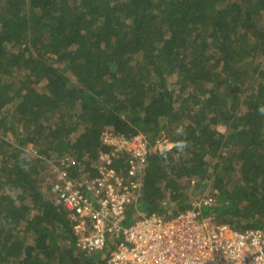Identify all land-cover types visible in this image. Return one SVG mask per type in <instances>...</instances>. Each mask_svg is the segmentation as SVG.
Wrapping results in <instances>:
<instances>
[{"label": "trees", "instance_id": "trees-1", "mask_svg": "<svg viewBox=\"0 0 264 264\" xmlns=\"http://www.w3.org/2000/svg\"><path fill=\"white\" fill-rule=\"evenodd\" d=\"M106 131L173 144L147 156L138 211L211 189L201 217L261 229L264 0H0V264H106L50 193L53 167L97 175Z\"/></svg>", "mask_w": 264, "mask_h": 264}, {"label": "built area", "instance_id": "built-area-1", "mask_svg": "<svg viewBox=\"0 0 264 264\" xmlns=\"http://www.w3.org/2000/svg\"><path fill=\"white\" fill-rule=\"evenodd\" d=\"M100 141L109 151L98 153L94 177L73 181L53 167L50 193L67 213L79 252L95 255L110 248L106 264H264V225L238 232L201 217L199 208L214 206L217 191L206 190L192 210L169 219L136 209L147 156L170 150L168 139L150 146L140 133L127 138L106 131ZM130 207L135 213L127 224Z\"/></svg>", "mask_w": 264, "mask_h": 264}, {"label": "rangeland", "instance_id": "rangeland-1", "mask_svg": "<svg viewBox=\"0 0 264 264\" xmlns=\"http://www.w3.org/2000/svg\"><path fill=\"white\" fill-rule=\"evenodd\" d=\"M13 110V109H12ZM161 137H164V138H166L164 135H162ZM166 139H168V138H166ZM27 151L31 154V155H35L34 154V151L31 149V146H28L27 148ZM45 185V183L42 185V187Z\"/></svg>", "mask_w": 264, "mask_h": 264}]
</instances>
